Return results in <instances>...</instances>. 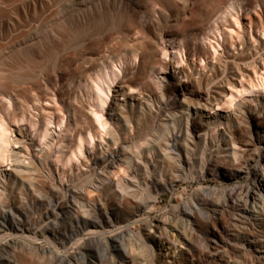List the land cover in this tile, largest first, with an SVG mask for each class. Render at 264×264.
I'll list each match as a JSON object with an SVG mask.
<instances>
[{
  "label": "bare ground",
  "instance_id": "bare-ground-1",
  "mask_svg": "<svg viewBox=\"0 0 264 264\" xmlns=\"http://www.w3.org/2000/svg\"><path fill=\"white\" fill-rule=\"evenodd\" d=\"M181 182L199 188L147 217ZM0 245V264H264L262 7L0 0Z\"/></svg>",
  "mask_w": 264,
  "mask_h": 264
},
{
  "label": "rangeland",
  "instance_id": "rangeland-1",
  "mask_svg": "<svg viewBox=\"0 0 264 264\" xmlns=\"http://www.w3.org/2000/svg\"><path fill=\"white\" fill-rule=\"evenodd\" d=\"M202 1H206V2H210V0H202ZM245 1L246 2H251V3H254L255 4V6H259V7H262V9H263V14H264V0H244V3H245ZM169 2H170V4H175L176 3V0H169ZM257 4V5H256ZM63 16V15H62ZM64 17V18H63ZM62 17V21H60V23H59V26H58V29H59V34L61 35V36H63L64 34L66 35H68L69 33H71L72 31H79V29L81 28L80 26H81V24H83V22L81 23L80 22V19H78V17H76L75 19H71V20H69V19H67V18H65V16H63ZM64 19V20H63ZM67 21V24H66V21ZM110 19L108 18L107 19V23L106 24H104V22H102L101 23V26L102 27H104L105 29L107 28L106 27V25H108V27L109 26H112V29H111V27L109 28L110 29V31L111 30H113L114 32H118V30H119V28H120V26H116V24H118V22L115 24V23H113V22H110L109 21ZM65 21V22H64ZM110 22V23H109ZM63 23V24H62ZM68 23H70V24H68ZM60 24H62V26L60 25ZM72 24V25H71ZM103 24H104V26H103ZM111 24V25H110ZM115 24V25H114ZM65 25V26H64ZM75 25V26H74ZM96 27H97V29L99 30V33L98 32H96L97 30H96V28L94 27V25H93V27L95 28V29H93V27H91V31L92 32H90L89 34L91 35H89L88 34V36H90V37H87V39L89 40V39H91V41H93V42H98V41H100V39H101V37L103 36L101 33H103V31L105 30H103L102 29V27L100 26V23H99V25L96 23ZM116 26V27H115ZM64 27H65V29H64ZM69 29H68V28ZM80 27V28H79ZM119 27V28H118ZM77 28V29H76ZM79 28V29H78ZM118 28V29H117ZM60 29H62V30H60ZM74 29V30H73ZM101 29H102V31H101ZM117 30V31H116ZM67 31H68V33H67ZM94 31V32H93ZM100 31H101V33H100ZM113 31H111V32H113ZM65 32V33H64ZM110 32V33H111ZM113 32V33H114ZM72 33H74V32H72ZM71 33V35H73ZM92 34H96V35H93L92 36ZM101 34V35H100ZM104 34V33H103ZM65 35H64V37H65ZM66 35V36H67ZM71 35L69 36V37H71ZM86 36H87V34H86ZM92 37V38H91ZM118 39V36H114V40H116L117 41V39ZM27 57V59L26 58H24L25 60H26V62H25V60L23 59V61L20 59V61H22L24 64H26V66L27 67H29V64L27 63L28 61V58L30 57V56H26ZM30 60H32L31 59V57H30V59H29V61ZM22 62H17L19 65L22 63ZM22 63V64H23ZM30 64H32L33 62L31 61V62H29ZM237 183V182H236ZM240 183V182H239ZM230 184H232V183H228L227 184V182H223L222 180H218V179H215V180H213V181H210L208 184H207V186L208 187H212V188H214V187H217V188H219V187H221L222 185H230ZM238 184V183H237ZM199 188V186L197 185V184H195V183H193V184H189V183H186V182H181V183H179L176 187H174V189L172 188L170 191H168L167 193H165L164 195H163V197H162V201L159 203V206H158V209L157 210H155V211H153V212H150V211H147L146 212V216L147 217H150L151 216V220H154L155 218H157V217H161V216H164V217H166V216H169V215H171V212H173V208H175L176 206H178L179 204H181V203H183V202H187L188 201V199L189 198H191L192 197V195L196 192V190ZM187 200V201H186ZM169 213V214H168ZM146 226V222L145 223H142L140 226H139V229H143L144 227ZM2 248V246L0 245V249ZM142 250H138V253L140 252V258H142L143 260H148L149 259V256H147L144 252L142 253L141 252ZM144 254V255H143ZM139 255H138V257H139ZM143 255V256H142ZM24 263L25 264H28V263H30V264H36V263H31L30 261H27V260H24Z\"/></svg>",
  "mask_w": 264,
  "mask_h": 264
}]
</instances>
